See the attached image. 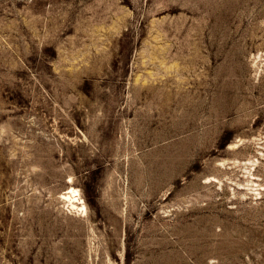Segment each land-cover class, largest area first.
Returning a JSON list of instances; mask_svg holds the SVG:
<instances>
[{
  "label": "rangeland",
  "instance_id": "374dc122",
  "mask_svg": "<svg viewBox=\"0 0 264 264\" xmlns=\"http://www.w3.org/2000/svg\"><path fill=\"white\" fill-rule=\"evenodd\" d=\"M0 264H264V0H0Z\"/></svg>",
  "mask_w": 264,
  "mask_h": 264
},
{
  "label": "bare ground",
  "instance_id": "6f19581e",
  "mask_svg": "<svg viewBox=\"0 0 264 264\" xmlns=\"http://www.w3.org/2000/svg\"><path fill=\"white\" fill-rule=\"evenodd\" d=\"M76 190H72L69 194H68V196L67 195H65V196H63V197H65L66 199H67V201L69 202V204L71 205V207H73V208H78V206H76V204H74V203H76L77 201V199L76 200H73V201H71L73 198H75L76 197ZM78 195V194H77ZM81 207V206H80Z\"/></svg>",
  "mask_w": 264,
  "mask_h": 264
}]
</instances>
